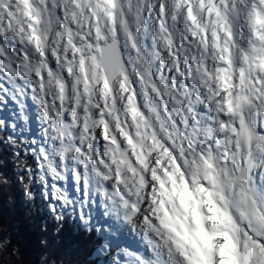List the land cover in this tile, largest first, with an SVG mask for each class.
I'll return each mask as SVG.
<instances>
[{
	"label": "snow or ice",
	"instance_id": "1",
	"mask_svg": "<svg viewBox=\"0 0 264 264\" xmlns=\"http://www.w3.org/2000/svg\"><path fill=\"white\" fill-rule=\"evenodd\" d=\"M15 184L86 242L49 264H264V0H0Z\"/></svg>",
	"mask_w": 264,
	"mask_h": 264
},
{
	"label": "trees",
	"instance_id": "2",
	"mask_svg": "<svg viewBox=\"0 0 264 264\" xmlns=\"http://www.w3.org/2000/svg\"><path fill=\"white\" fill-rule=\"evenodd\" d=\"M12 187H17V184L0 191V213L4 212L3 204L11 197L6 214L12 225V240L20 247V264H49L53 258L62 260L66 252L64 245L68 241L78 249L72 258L82 260L86 242L75 234L70 223L64 222L66 226L57 224L43 212L39 197L35 202L25 203L21 188ZM45 240L49 241L48 245L42 243Z\"/></svg>",
	"mask_w": 264,
	"mask_h": 264
},
{
	"label": "rangeland",
	"instance_id": "3",
	"mask_svg": "<svg viewBox=\"0 0 264 264\" xmlns=\"http://www.w3.org/2000/svg\"><path fill=\"white\" fill-rule=\"evenodd\" d=\"M21 188V190H23V185L21 184H17V187H12L11 189H14V188H18V190ZM10 189V188H9ZM40 199V198H39ZM58 243V242H57Z\"/></svg>",
	"mask_w": 264,
	"mask_h": 264
},
{
	"label": "bare ground",
	"instance_id": "4",
	"mask_svg": "<svg viewBox=\"0 0 264 264\" xmlns=\"http://www.w3.org/2000/svg\"><path fill=\"white\" fill-rule=\"evenodd\" d=\"M38 196H39V191H38V193L36 194V198H38ZM51 238H49V240H50ZM46 241V240H45ZM47 242H49V241H47ZM47 245H48V243H47ZM56 245V244H55ZM48 247V246H47ZM50 248V247H49ZM62 254V253H61Z\"/></svg>",
	"mask_w": 264,
	"mask_h": 264
}]
</instances>
